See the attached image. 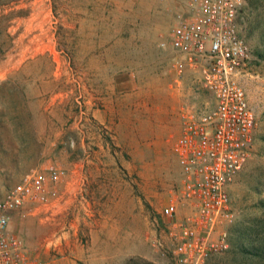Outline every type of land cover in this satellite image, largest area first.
<instances>
[{"label": "rangeland", "instance_id": "rangeland-1", "mask_svg": "<svg viewBox=\"0 0 264 264\" xmlns=\"http://www.w3.org/2000/svg\"><path fill=\"white\" fill-rule=\"evenodd\" d=\"M182 9V0H0V184L52 164L70 180L59 211L13 214L12 231L40 261L176 264L172 226L194 208L166 105L172 92L186 113L214 103L199 69L178 67L162 47ZM239 28L252 50L241 81L255 153L229 187V248L204 264H264V0H245ZM173 203L176 220L163 214Z\"/></svg>", "mask_w": 264, "mask_h": 264}, {"label": "built area", "instance_id": "built-area-1", "mask_svg": "<svg viewBox=\"0 0 264 264\" xmlns=\"http://www.w3.org/2000/svg\"><path fill=\"white\" fill-rule=\"evenodd\" d=\"M182 2L169 45L177 53L178 67L187 62L199 69L200 83L214 103L198 114L184 113L174 153L182 169L184 196L194 213L173 224L171 237L176 264H204L210 253L229 248V187L255 153L256 115L241 81L252 50L239 28L245 0ZM69 184V174L59 164L33 171L11 187L0 184V264H47L12 231L13 214L59 211ZM163 214L176 220L178 204L166 206ZM217 232L220 240L215 243L212 236Z\"/></svg>", "mask_w": 264, "mask_h": 264}, {"label": "crops", "instance_id": "crops-1", "mask_svg": "<svg viewBox=\"0 0 264 264\" xmlns=\"http://www.w3.org/2000/svg\"><path fill=\"white\" fill-rule=\"evenodd\" d=\"M165 50L166 55H170V56H174V60H175V55L177 54L175 52V50L169 45V46H165L163 48ZM159 53L160 50H157ZM162 52V50H161ZM163 53V52H162ZM162 55V54H161ZM178 83V80L174 81L173 83H170L168 85V87H171L173 84L176 86V84ZM170 96L172 98V101H170L171 103L166 105V107L172 108L173 112H172V121L169 123L170 127L172 130L171 132L173 133V138H174V144H173V151H174V147L177 143V141L179 140V138L181 137L182 133H183V125H184V113L186 111L185 108H183L181 111L180 109H178V92H172L170 93ZM176 156V155H175Z\"/></svg>", "mask_w": 264, "mask_h": 264}, {"label": "trees", "instance_id": "trees-1", "mask_svg": "<svg viewBox=\"0 0 264 264\" xmlns=\"http://www.w3.org/2000/svg\"><path fill=\"white\" fill-rule=\"evenodd\" d=\"M264 225V224H263ZM264 229V228H263ZM258 254L260 255V257L264 256V245L259 247L258 249Z\"/></svg>", "mask_w": 264, "mask_h": 264}]
</instances>
